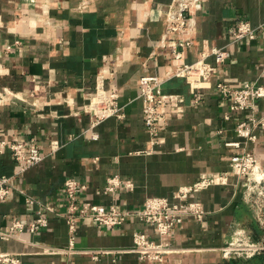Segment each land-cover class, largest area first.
Returning a JSON list of instances; mask_svg holds the SVG:
<instances>
[{"label":"crops","instance_id":"crops-1","mask_svg":"<svg viewBox=\"0 0 264 264\" xmlns=\"http://www.w3.org/2000/svg\"><path fill=\"white\" fill-rule=\"evenodd\" d=\"M176 2L0 0V142L35 140L43 156L18 174L10 150L0 151V178L7 177L11 188L0 200V255L21 264H260L231 260L225 252L237 236L262 242L263 219L258 225L247 181L230 164L235 154L250 152L264 171V127L254 131L255 142L246 130L238 132L245 112L231 111V100L217 86L261 82L264 0H200L198 10L185 13L193 20L190 33L167 34ZM242 21L255 30V39L234 38ZM181 39L191 45L176 61ZM215 49L231 56L210 78H194L193 84L167 79L166 120L152 138L144 127L140 79L166 77L200 60L217 66ZM99 78L106 93H117L122 118L94 125L87 107ZM256 105V117L264 120V99ZM215 174L225 183L190 195L206 215L184 218L171 233L172 253L161 263L121 252L133 247L136 232L157 239L155 229L136 218L112 229L77 220L70 246L67 179L85 186L79 204L125 212L140 210L152 197L173 201L179 189ZM113 176L123 182L115 193L106 191ZM38 214L47 220L38 232L10 230L13 222L29 224Z\"/></svg>","mask_w":264,"mask_h":264},{"label":"built area","instance_id":"built-area-1","mask_svg":"<svg viewBox=\"0 0 264 264\" xmlns=\"http://www.w3.org/2000/svg\"><path fill=\"white\" fill-rule=\"evenodd\" d=\"M188 3V2H187ZM182 7L180 0H177L175 8L168 15L167 34L179 33L189 34L192 29V18L187 19L186 11L191 14L200 8V0H194ZM182 8V10H180ZM236 40L244 38L255 39L256 32L247 21L240 22L233 34ZM191 45L189 40L181 39L178 42L177 49L174 52V60L182 59L184 50ZM217 66H211L200 60L192 65L177 66L176 70H172L166 77L144 76L140 79L139 98L143 103L144 127L146 131L156 138L162 130L163 123L166 120L163 108L166 106L163 86L167 79L171 77L185 78L190 84H193V79L202 77L210 78L218 72V67L222 65L231 54L224 50H212ZM260 83H247L241 88H230L225 84H218L219 92L226 98L231 100V111L245 112V120L241 122L237 128L238 132L246 130L249 132V140L255 142L257 137L254 131L258 127H264V120L256 117L257 102L264 99V65L261 69ZM192 80V81H191ZM102 78H99L97 92L90 100L88 111L94 113V125L100 122L117 116L119 114L118 96L117 93H106L102 88ZM229 117H227L228 119ZM239 146V144H234ZM9 149L16 166L22 174L27 169L35 166L43 161L40 148L35 140L12 142L7 144L5 141L0 142V151ZM231 170L237 176L246 179L248 188L252 181L251 176L257 172L264 176L257 158L250 152L235 154L231 158ZM224 176L208 175L202 176L195 184L179 189L173 195V201L169 198L152 197L148 198L143 207L137 211H121L116 206L107 208L103 205L92 203L79 204L77 194L80 190H84L85 186L74 178L67 179L65 182V192L68 200L66 222L71 234L70 246L74 244L73 234L76 230V221L87 219L98 226L106 228H117L122 226L128 219L136 218L147 225L152 226L157 234V239H149L146 234L136 232L133 235V247L130 250H123V253H135L142 260L161 263L165 256L172 253L173 249L170 244V236L172 231L184 222L187 216H193L197 219H202L206 215L203 204L199 201L190 200V195L202 192L213 185L223 184ZM123 182L118 176H113L108 179L106 191L115 193L122 186ZM127 188L132 189L133 185L127 181L124 183ZM260 182H258V185ZM11 192L9 179L7 177L0 178V200H5ZM47 226V220L42 214L31 221L29 224H24L19 221L13 222L10 230H25L30 233H36ZM6 236V235H4ZM251 248H256L252 245ZM256 251V250H254ZM228 256V253L225 252ZM0 263L2 264H21L17 257L8 255H0Z\"/></svg>","mask_w":264,"mask_h":264},{"label":"rangeland","instance_id":"rangeland-1","mask_svg":"<svg viewBox=\"0 0 264 264\" xmlns=\"http://www.w3.org/2000/svg\"><path fill=\"white\" fill-rule=\"evenodd\" d=\"M191 0L188 1L187 5L190 6ZM262 175V174H261ZM252 181L250 185V197L253 200L252 204L255 206L257 224L259 225V218L263 219L264 226V176H259ZM258 182L260 184L258 185ZM259 235V234H258ZM248 235L235 237L230 245L227 246V253L229 259L240 258L245 260H252L258 257L264 258V233L260 234L262 242H255L253 238L250 240L246 239ZM254 237V236H253ZM256 239V238H255ZM260 243V244H258ZM252 245L256 248H251ZM256 250V251H254Z\"/></svg>","mask_w":264,"mask_h":264},{"label":"bare ground","instance_id":"bare-ground-1","mask_svg":"<svg viewBox=\"0 0 264 264\" xmlns=\"http://www.w3.org/2000/svg\"><path fill=\"white\" fill-rule=\"evenodd\" d=\"M189 0H180V2L182 3V7H184V5L188 2ZM194 0H191V2H193ZM180 10H182V8H180ZM259 176H262L259 172H257L255 175H252L251 178H257Z\"/></svg>","mask_w":264,"mask_h":264},{"label":"trees","instance_id":"trees-1","mask_svg":"<svg viewBox=\"0 0 264 264\" xmlns=\"http://www.w3.org/2000/svg\"><path fill=\"white\" fill-rule=\"evenodd\" d=\"M260 264H264V258H262L261 256L258 258H255Z\"/></svg>","mask_w":264,"mask_h":264}]
</instances>
